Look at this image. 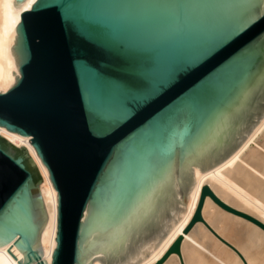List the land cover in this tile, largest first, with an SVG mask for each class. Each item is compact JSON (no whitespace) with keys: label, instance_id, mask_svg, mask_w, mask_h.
Here are the masks:
<instances>
[{"label":"water","instance_id":"water-1","mask_svg":"<svg viewBox=\"0 0 264 264\" xmlns=\"http://www.w3.org/2000/svg\"><path fill=\"white\" fill-rule=\"evenodd\" d=\"M253 2L38 0L23 13L0 127L32 137L59 193L51 264L142 263L182 220L192 166L208 172L252 135L264 118ZM43 182L27 149L0 137V249L20 235L18 264H48ZM206 197L264 229L209 185L193 224Z\"/></svg>","mask_w":264,"mask_h":264},{"label":"bare ground","instance_id":"bare-ground-1","mask_svg":"<svg viewBox=\"0 0 264 264\" xmlns=\"http://www.w3.org/2000/svg\"><path fill=\"white\" fill-rule=\"evenodd\" d=\"M37 1L0 0V93L11 90L21 77L12 46L19 36L18 27L23 13L30 11ZM0 137L16 148H26L40 171L44 182L39 188L49 220L41 234V247L43 260L51 264L58 246L59 193L55 190L49 169L30 143L32 137L22 138L1 127ZM255 143L261 147L253 146ZM192 170L196 184L182 220L154 253L140 264H159L163 260L162 264H264V229L254 221L235 216L211 197H206L202 208L205 221L193 224L203 188L209 185L224 204L248 214L264 225V118L229 158L206 173L195 166H192ZM211 230L232 242L240 255ZM180 238V252H172V247ZM19 239L20 235L0 249V264H18L25 258L14 245ZM93 264L102 263L96 261Z\"/></svg>","mask_w":264,"mask_h":264},{"label":"rangeland","instance_id":"rangeland-1","mask_svg":"<svg viewBox=\"0 0 264 264\" xmlns=\"http://www.w3.org/2000/svg\"><path fill=\"white\" fill-rule=\"evenodd\" d=\"M257 145V146H256ZM253 146H255V147H258L259 145L257 144V143H255V144H253ZM261 146H259V148H260ZM17 149H22V148H17ZM38 169V168H37ZM38 172H39V174H40V171H39V169H38ZM41 176V175H40ZM42 178V177H41ZM43 180V179H42ZM39 187H40V185H39ZM39 191H40V188H39ZM233 214V213H232ZM233 215H235V216H238V215H236V214H233ZM239 217H241V216H239ZM246 219V218H245ZM205 220H204V218H203V222H204ZM207 226H208V224H207ZM212 228V227H211ZM210 229V228H209ZM212 232H213V234H215V236L217 237V238H219L224 244H226V245H228L230 248H232L234 251H238V249L237 248H234V246H233V244H232V242H230V241H228V239L227 238H225V237H223V236H221L220 234H218V233H216L214 230H211ZM219 235H220V237H219ZM223 237V238H222ZM225 238V239H224ZM227 239V240H226ZM226 240V241H225ZM228 241V242H227ZM230 243V244H229ZM239 252V251H238Z\"/></svg>","mask_w":264,"mask_h":264},{"label":"snow or ice","instance_id":"snow-or-ice-1","mask_svg":"<svg viewBox=\"0 0 264 264\" xmlns=\"http://www.w3.org/2000/svg\"><path fill=\"white\" fill-rule=\"evenodd\" d=\"M258 4L256 2V0H254V2L252 3V5L249 7V9L247 10V15L248 17H254L255 15H258Z\"/></svg>","mask_w":264,"mask_h":264}]
</instances>
